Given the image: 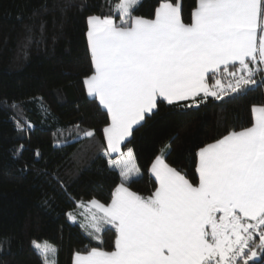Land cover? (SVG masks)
I'll use <instances>...</instances> for the list:
<instances>
[{
  "label": "snow or ice",
  "instance_id": "snow-or-ice-1",
  "mask_svg": "<svg viewBox=\"0 0 264 264\" xmlns=\"http://www.w3.org/2000/svg\"><path fill=\"white\" fill-rule=\"evenodd\" d=\"M140 4L118 0L113 14L87 18L94 70L83 85L106 110L103 154L120 183L109 202L79 203L86 234L102 242L114 229V250L77 252L75 264H264V105L253 106L250 127L199 149L198 181L166 161V144L150 167L154 191L141 195L131 188L142 175L136 156L122 150L159 102L199 107L258 76L264 83V0H195L187 22L183 0H158L152 19L134 14ZM75 127L84 139L96 135ZM32 245L42 264H56V246Z\"/></svg>",
  "mask_w": 264,
  "mask_h": 264
},
{
  "label": "trees",
  "instance_id": "trees-1",
  "mask_svg": "<svg viewBox=\"0 0 264 264\" xmlns=\"http://www.w3.org/2000/svg\"><path fill=\"white\" fill-rule=\"evenodd\" d=\"M117 2L0 0V264H42L33 241L53 243L56 264H72L75 253L92 247L114 250V229L102 242L93 241L68 213L78 201L109 202L120 183L103 154L106 110L83 85L94 70L87 18L113 14ZM194 2L183 0L186 22ZM157 3L142 0L134 14L152 19ZM188 103L159 102L131 142L125 141L123 148H133L142 172L133 191L145 196L154 191L150 167L166 144L171 145L166 161L198 181L199 149L251 126L253 106L264 105V83L258 76L256 85L223 100L209 97L199 107H184ZM76 125L95 129V137L84 139Z\"/></svg>",
  "mask_w": 264,
  "mask_h": 264
},
{
  "label": "rangeland",
  "instance_id": "rangeland-1",
  "mask_svg": "<svg viewBox=\"0 0 264 264\" xmlns=\"http://www.w3.org/2000/svg\"><path fill=\"white\" fill-rule=\"evenodd\" d=\"M142 1V0H141ZM127 148H131L132 150H133V148L132 147H127ZM127 148H123V146H122V150L123 151H127ZM133 152H134V150H133ZM135 154V153H134ZM112 158H117L116 157V154H113V157ZM82 201H84V200H82ZM81 201H78V204H77V208L75 209V210H73V211H71L70 213H72L73 215H75L76 216V220H75V222L74 223H78L80 226H81V223H82V221H83V216L80 214L81 212H82V209H80L79 208V203H80ZM84 202H88V201H84ZM83 229V231L85 232V234H86V230L84 229V228H82ZM87 235V234H86ZM88 236V235H87ZM92 239V238H91ZM93 241H96V240H94V239H92ZM41 242H45V241H41ZM46 242H48V241H46ZM96 242H98V241H96ZM50 244H52V245H54L53 243H51V242H49ZM55 246V245H54ZM55 259H56V257H55ZM257 259H259V258H257Z\"/></svg>",
  "mask_w": 264,
  "mask_h": 264
},
{
  "label": "crops",
  "instance_id": "crops-1",
  "mask_svg": "<svg viewBox=\"0 0 264 264\" xmlns=\"http://www.w3.org/2000/svg\"><path fill=\"white\" fill-rule=\"evenodd\" d=\"M211 83V82H210ZM81 254H84V253H81ZM72 264H75V254H74V256H73V262H72Z\"/></svg>",
  "mask_w": 264,
  "mask_h": 264
}]
</instances>
